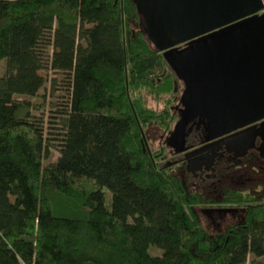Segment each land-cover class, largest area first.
I'll return each instance as SVG.
<instances>
[{"label":"trees","instance_id":"obj_1","mask_svg":"<svg viewBox=\"0 0 264 264\" xmlns=\"http://www.w3.org/2000/svg\"><path fill=\"white\" fill-rule=\"evenodd\" d=\"M3 58L0 264H264V200L210 229L148 145L174 114L144 92L174 100L178 77L135 0H0ZM45 68L69 75L62 105Z\"/></svg>","mask_w":264,"mask_h":264},{"label":"water","instance_id":"obj_2","mask_svg":"<svg viewBox=\"0 0 264 264\" xmlns=\"http://www.w3.org/2000/svg\"><path fill=\"white\" fill-rule=\"evenodd\" d=\"M135 3L147 35L185 84L180 96L183 107L170 134L175 150L186 148V126L197 119V126L204 124L205 139L242 127L213 144L244 150L260 135L264 153V12H258L263 1Z\"/></svg>","mask_w":264,"mask_h":264},{"label":"flooded vegetation","instance_id":"obj_3","mask_svg":"<svg viewBox=\"0 0 264 264\" xmlns=\"http://www.w3.org/2000/svg\"><path fill=\"white\" fill-rule=\"evenodd\" d=\"M262 1L264 3V0ZM196 123L197 119H193L186 126V148L183 152L174 153L169 145H167V152L162 148V157H165L164 165L170 168L171 171L173 168L176 169L184 183L190 181L195 186L193 199L201 203L198 210L205 217L206 226L217 232L226 231L231 223L239 221L240 216H242V207L230 202L238 197L242 198L244 195H249L244 193V190L247 191L256 183L255 178L250 176L249 166H257V169L262 167H260L261 164L257 165L255 161L257 158L262 163L264 161L260 149L261 137L256 135L254 145L244 150L241 149V146L229 148L224 143L216 142L213 144V142L242 127L213 139H205L204 124L200 122L197 126ZM188 127H190V130ZM226 180L230 182V185L223 187ZM261 180L262 178L258 179L259 182ZM199 193L202 194L201 199L198 198ZM206 209L221 210L219 213L213 212L208 213V215L203 211Z\"/></svg>","mask_w":264,"mask_h":264},{"label":"rangeland","instance_id":"obj_4","mask_svg":"<svg viewBox=\"0 0 264 264\" xmlns=\"http://www.w3.org/2000/svg\"><path fill=\"white\" fill-rule=\"evenodd\" d=\"M5 69H6L5 59L3 58L0 60V75L5 72ZM41 72L43 74H45L48 78V84L46 85L47 100L49 99L50 82L52 81L51 79L54 78L56 81L55 94L57 95L58 102L60 103L59 105H62V103L65 102V99L68 98V94H69L68 92H69L70 81H69L68 73L55 71L53 69L48 70L47 68L41 70ZM177 83L178 84L176 87V90H177L176 91V99H174V100H173V96L169 97V96H167L166 93H163L159 99H156V98L150 96V94H147L146 92H144V103H145V105L150 106V107L157 109V110L161 109L164 106V100L165 99L170 98V100L172 101L170 105L172 106V110H173V114H174V118H173L171 125H170L171 127L168 130L163 131V129L158 128L155 123H151L150 126H148L146 128L147 141H148V145L151 147V149H156V148L162 147L164 149V151L167 152L168 151L167 145H169L172 147V151L174 153H180V152L184 151V150L179 151V152L176 151L174 145L171 143V138H170V134H171V131L174 127V124L180 117V108L183 107L182 103L180 102V96L183 92L185 84H184L183 80H181L180 78H178ZM40 91H43V89H41ZM175 106H177V108H175ZM176 109H177V111H176ZM261 154H263L262 156H264V153H261ZM57 156H58L57 150L54 148H50V154L47 157V161H54V160H56ZM257 160H255L256 164L257 165L261 164L260 165V167L262 166L261 169H257L256 168L257 166L250 165L249 166L250 167L249 173L251 175L248 174V175L255 178L254 181L256 183L252 187H250V189H248L247 191L244 190V193H247V194L253 196V198L255 200H264V178H263L264 177V161L262 163V161H260L259 158H257ZM164 161H165V157H162V162H164ZM172 173L176 174L179 177L178 173L176 172V169L173 168ZM259 178H262V180H261L262 183L258 181ZM187 182L188 183H186V184H187L188 191H189L191 196H194L193 191H195V189H194L195 186L192 185L190 181H187ZM224 183L225 184L223 185V187H227L228 185H230V182L227 180ZM196 192H198V191H196ZM201 196H202V194L199 193L198 198L201 199L200 198ZM206 218H207V220H209L208 217H206ZM150 252L152 254H155V253H158L159 250L153 248ZM261 259L264 262V256ZM248 264H250V263H248Z\"/></svg>","mask_w":264,"mask_h":264},{"label":"built area","instance_id":"obj_5","mask_svg":"<svg viewBox=\"0 0 264 264\" xmlns=\"http://www.w3.org/2000/svg\"><path fill=\"white\" fill-rule=\"evenodd\" d=\"M258 12L259 13L264 12V3H263V7Z\"/></svg>","mask_w":264,"mask_h":264}]
</instances>
